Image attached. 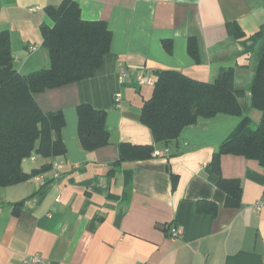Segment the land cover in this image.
<instances>
[{"label":"crops","instance_id":"obj_1","mask_svg":"<svg viewBox=\"0 0 264 264\" xmlns=\"http://www.w3.org/2000/svg\"><path fill=\"white\" fill-rule=\"evenodd\" d=\"M62 0H0V31L9 35L14 67L21 75L47 64L41 26H52L45 8ZM84 21H103L111 32L109 53L89 78L33 94L40 110H60L65 154L26 159V173L64 162L53 180L50 168L27 181L0 188V264H19L38 254L41 264H264V178L258 163L223 155L221 176L240 181L241 205L224 207L225 194L208 179L206 167L217 146L243 116L256 125L250 89L264 51V0H73ZM195 39V63L187 51ZM163 41H171L167 53ZM33 47V50H30ZM120 68L131 70L121 84ZM233 70L242 116L216 114L184 127L167 146L155 144L139 119L152 87L136 76L174 70L213 82ZM121 95L122 110L114 107ZM106 112L109 142L92 152L81 148L76 107ZM153 146L165 156L120 162L119 144ZM131 169L126 187L124 172ZM41 176V178H40ZM218 207L214 217L198 203ZM181 229L172 239L171 232Z\"/></svg>","mask_w":264,"mask_h":264},{"label":"trees","instance_id":"obj_2","mask_svg":"<svg viewBox=\"0 0 264 264\" xmlns=\"http://www.w3.org/2000/svg\"><path fill=\"white\" fill-rule=\"evenodd\" d=\"M45 13L52 26L42 25V44L46 51L45 67L21 75L14 67L9 35L0 31V188L14 186L36 176L49 166L22 169L24 159L31 155L57 158L65 154L60 136L65 125L60 110L44 112L32 97L47 89L58 88L93 75L104 55L109 53L111 32L103 21H84L73 0H62L57 6H47ZM264 26V24H263ZM170 53L171 41H163ZM195 63L199 56L195 39L188 38L187 51ZM250 89L251 108L260 112L256 125L243 116L238 127L217 146L207 165L210 182L225 194L224 207L237 209L241 205L242 188L237 179L221 176L223 155H237L258 163L264 178V51L256 61ZM150 97L141 105V122L149 128L155 144L167 146L177 140L181 130L198 118L216 114L242 116L238 92L233 88V70L226 69L213 82H200L174 70L157 73ZM77 134L81 148L92 152L109 142L105 127L106 112L88 104H79ZM153 146L119 144V161H144L152 157ZM132 170L123 171L125 186L132 183ZM264 180V179H263ZM217 205L201 201L197 212L216 215Z\"/></svg>","mask_w":264,"mask_h":264},{"label":"built area","instance_id":"obj_3","mask_svg":"<svg viewBox=\"0 0 264 264\" xmlns=\"http://www.w3.org/2000/svg\"><path fill=\"white\" fill-rule=\"evenodd\" d=\"M33 47H30V50H33ZM131 74V70L128 68H120L118 73H117V77H118V81L119 83H123L124 80H126ZM155 78L156 76H154L153 74L147 73V72H139L136 76V84L138 87H152L155 84ZM114 104L116 108H118L119 110H122V103H121V95L120 94H116L114 96ZM168 153V150H162V151H156L153 153L154 156H158V157H162L165 156V154ZM35 155H31L26 159L29 160H34ZM24 159V160H26ZM23 160V161H24ZM64 170V162H62L61 160H55L52 161L51 165H50V172H51V177L53 180L58 179L61 175L60 173H62ZM41 178V176H40ZM264 205L263 201H259L256 204H254L255 209H260L261 206ZM179 234H181V229H175L171 232V234L169 236H171L172 239H176ZM42 263V258L38 255V254H33V255H25L23 257V259L21 260V262L19 264H41Z\"/></svg>","mask_w":264,"mask_h":264},{"label":"rangeland","instance_id":"obj_4","mask_svg":"<svg viewBox=\"0 0 264 264\" xmlns=\"http://www.w3.org/2000/svg\"><path fill=\"white\" fill-rule=\"evenodd\" d=\"M24 161H25V160H24ZM24 161H23V162H24ZM23 162H21V163L24 165L25 163H23Z\"/></svg>","mask_w":264,"mask_h":264}]
</instances>
